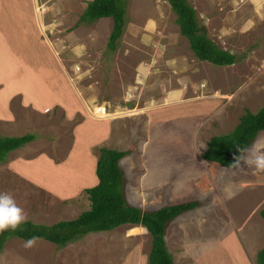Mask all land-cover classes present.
Listing matches in <instances>:
<instances>
[{
    "label": "rangeland",
    "instance_id": "1",
    "mask_svg": "<svg viewBox=\"0 0 264 264\" xmlns=\"http://www.w3.org/2000/svg\"><path fill=\"white\" fill-rule=\"evenodd\" d=\"M90 1L0 0V88L7 82L31 100L20 91L0 96V137L34 135L0 161V191L14 195L27 221L72 220L89 209L85 189L97 181L98 148L126 150L119 166L130 206L198 200L170 223L186 221L191 237L208 245L204 262L256 264L264 246V172L206 163L200 154L211 136L231 132L246 110L264 105V0H187L207 37L235 55L225 66L194 55L167 0H126L124 28L111 50L110 17L80 20ZM248 149L264 152V131ZM127 227L110 232L118 242L113 252L123 256L141 245L146 254L151 236L142 226ZM82 236L75 246L92 241ZM15 239L4 242L5 256ZM98 239L102 254L113 253L105 235ZM37 242H47L50 260L36 245L23 246L39 252L21 260L56 264L60 248ZM95 253L82 260L94 262Z\"/></svg>",
    "mask_w": 264,
    "mask_h": 264
},
{
    "label": "trees",
    "instance_id": "2",
    "mask_svg": "<svg viewBox=\"0 0 264 264\" xmlns=\"http://www.w3.org/2000/svg\"><path fill=\"white\" fill-rule=\"evenodd\" d=\"M125 1L92 0L88 2L80 16V20L87 22L102 17L112 19V29L108 39V47L111 50L115 48L116 41L124 28ZM167 1L176 14L180 33L187 38L190 49L199 60L222 66L235 62L234 54L219 48L207 37L203 28L199 27L195 10L187 0ZM261 131H264V105L256 112L246 110L231 132L211 136L200 158L232 168L234 157L239 155L237 149H248ZM33 138L34 135L0 137V161L4 160L9 151L19 148ZM98 150L95 165L97 183L85 189L90 202L89 209L75 219L61 221L51 226L27 221L14 231L9 229L0 232V250L4 241L11 236L26 240L32 236H38L57 245H64L88 232L107 231L123 224H134L145 227L151 236L148 264H183L173 261L165 244V229L175 217L199 206L200 202L198 200L184 201L163 205L155 210H142L139 207L130 206L124 196V172L119 166V161L128 154V151L105 146L99 147ZM259 214L264 221V208L259 211ZM256 264H264V246L257 252Z\"/></svg>",
    "mask_w": 264,
    "mask_h": 264
},
{
    "label": "crops",
    "instance_id": "3",
    "mask_svg": "<svg viewBox=\"0 0 264 264\" xmlns=\"http://www.w3.org/2000/svg\"><path fill=\"white\" fill-rule=\"evenodd\" d=\"M32 17H33V21H34V24H35L34 28L36 29L37 36L41 40V44L43 46L46 45V47H48L47 46L48 44L45 41V37L42 35V33H40L39 28H38V26L35 23L34 16H32ZM53 55H55V54L53 53ZM53 55L50 54V57L52 59L54 57ZM6 83H5L4 87L0 88V96L5 95L6 96V100H8L13 94H16L18 91H20L22 93L24 101L31 102V100H29L27 98V94H25L23 89L13 92V90H11L10 88L7 87ZM41 105L38 106V110H39L40 107H43ZM39 112H42V111L40 110ZM146 145H148V143H146ZM203 162H206V161H203ZM206 163H208V162H206ZM209 163L216 164L215 162H209ZM145 182L146 181L144 180V183ZM96 183H97V181H96ZM125 185H126V179H125ZM146 185L148 186L149 184H146ZM124 196H125V190H124ZM125 199H126V196H125ZM125 226H128L127 229H129V227L134 226L133 228H139L140 230H142L141 228L143 227V226L141 227V225L137 227L134 224H123V225H120V226H118L116 228H113V229L107 230V231H92V232H88V233H85L83 235L86 236V237L90 236L92 238L91 239L92 241L90 240L91 242H88L87 244H83V246H79V245L75 246L76 243L72 242L75 239L66 242L64 245L55 244L56 245L55 248L56 247L60 248V249L56 250V255H55L56 256V264H84V263L87 264L88 262L91 263V264H148L147 257H148L149 251L146 252V254H145L142 251V249H141L142 248L141 245H140V247L138 245L132 246L128 250V252L125 253L123 256H121V254H119L120 251H118V253L116 251L113 252V249H115V247L118 245V242L114 241V238L112 237L110 232L114 231L116 229L125 227ZM187 226H189V224L186 221L182 220V219L179 220V221H176V222L173 221V222L169 223L166 226L165 234H164L166 247H167L168 251L170 252V254L172 256V259H173V261L175 263L206 264L204 262V259L206 257V251H209V247H208V245L206 243L203 244L201 241L198 242L199 239L194 240L191 237L192 233L189 231ZM133 228H132V230H133ZM127 229H126V234H127ZM199 229H200V227H198V230ZM145 230H146V228H145ZM146 232H147V234H149L147 230H146ZM104 235L108 239V240H106L107 245H106V249L105 250H107V249L109 250L110 249V251H112L113 253L106 254L107 252H105L103 254H106L105 255L106 257H101L103 255L102 254L103 251H102V247L100 248V245L98 244L99 241H97V240H99L98 237L102 238V237H104ZM11 237H16V236H11ZM16 238H19V237H16ZM125 238H127V237L125 236ZM39 239H44V238H39ZM18 240L21 241V242H18ZM44 240H46V239H44ZM26 241H27L26 239H22V238L15 239V242L13 244H11V248H13V253L12 254L9 253L6 256H5L6 248L3 247L4 246V244H3V246H2V248L0 250V255L4 252V257L0 256V264H2V263L3 264H8V263L9 264H16V263L17 264L18 263L19 264H26L25 262L22 261L23 259L21 260V258H23V256H26L25 253H36V252H39V251H36V249L33 250V251H32V249H30L31 251H25L24 248H22V247L25 246ZM47 241H49V240H47ZM49 242L50 243H48V244H52L53 243L51 241H49ZM46 243L47 242H43V243L36 242L35 243V245H36L35 247L44 246V252L46 253V257L50 260V253L48 252V246L46 245ZM7 249H9V248H7ZM86 251L96 252L95 256H94L95 257L94 262H93V260H90V261L82 260L83 253L86 252ZM14 253H16V255H18L16 259H15V257H13ZM248 253L251 254V252L249 250H248ZM11 258H13L14 261L8 262V259H11ZM99 258H101V259H99ZM98 260L100 262H98ZM241 261L248 262V259L244 255V256L241 257Z\"/></svg>",
    "mask_w": 264,
    "mask_h": 264
},
{
    "label": "clouds",
    "instance_id": "4",
    "mask_svg": "<svg viewBox=\"0 0 264 264\" xmlns=\"http://www.w3.org/2000/svg\"><path fill=\"white\" fill-rule=\"evenodd\" d=\"M239 155L234 157V166H240L241 163L248 168L264 172V152H256L252 149L238 148ZM28 220L27 213L20 207L14 195L8 191H0V232L6 230H16ZM38 236L30 237L26 247H32L38 241Z\"/></svg>",
    "mask_w": 264,
    "mask_h": 264
}]
</instances>
